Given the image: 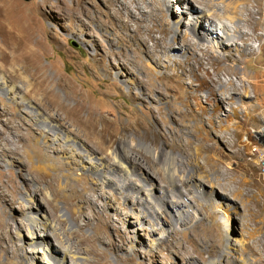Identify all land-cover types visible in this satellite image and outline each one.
Listing matches in <instances>:
<instances>
[{
    "label": "rangeland",
    "instance_id": "374dc122",
    "mask_svg": "<svg viewBox=\"0 0 264 264\" xmlns=\"http://www.w3.org/2000/svg\"><path fill=\"white\" fill-rule=\"evenodd\" d=\"M74 6L77 10L90 9L91 15L101 21H110L105 13L107 7L100 0H0V32H7L4 40L9 42V51L16 46L20 47L18 53L33 55V67H42L47 79V95L41 91L34 96H44L40 110L86 150L98 151L104 163L112 162L111 151L120 150L121 142L128 139L133 145L125 144L123 148L157 177L155 186L158 180L163 185L171 181L182 185L180 190L191 200L200 218L189 216L185 226L174 228L169 237L151 247L158 233L173 224L175 210L168 205L162 207L161 216L152 227L140 216L138 204L132 205L136 194L130 193L126 200L127 191L106 184L82 167L83 158L76 150L80 144L74 147L70 142L54 140L57 135L42 131L14 107L11 113L0 114V264H58L52 257L54 253L46 249H59L60 242L70 250L67 264H211V260L217 261L214 264H264V174L246 140L251 129L264 121V40L252 38L245 56L224 64L245 67L250 82L242 81L238 73L215 72L214 58L208 60L199 51V62H168L170 69L166 70L167 63L156 66L157 62L150 61L144 47L139 46L143 50L138 53L140 63L133 66L126 60L134 55L133 33L127 32L120 41L111 25L107 34L99 23L92 22L82 34L79 14L71 10ZM162 8L166 12L165 26L174 24L180 7L165 0ZM189 17L186 14L184 21L188 22ZM219 24L215 19L217 36ZM250 26L244 29L253 35ZM180 30L182 41L185 25ZM258 32L264 37V31ZM117 33L122 35L120 30ZM112 39L116 42L112 43ZM90 42H98L99 48ZM151 45L149 41L148 46ZM157 49L161 51L160 46ZM161 55L163 61L169 55L163 47ZM143 62L148 69L142 68ZM119 71L123 74L118 75ZM157 71L175 72L176 77L164 79ZM9 74L6 79L11 80ZM23 76H14L15 84H22ZM135 76L149 84L129 89L124 81L138 83ZM175 79L181 81L179 85ZM226 80H232L237 88L238 94L228 86L231 97L249 96L245 100L255 105L247 106L246 102L238 106L231 99L218 103L213 94L215 84ZM52 98L67 108L81 107L77 117L80 121L66 118L57 106L51 105ZM13 105L0 92V112ZM232 106L241 112L240 123L227 127L229 119L222 112ZM91 114L96 132L82 128ZM11 117L13 123L2 130ZM104 119L111 126L110 131L100 133ZM18 122L20 126L14 128ZM28 129L32 138L25 140ZM98 133L107 139L106 144L94 138ZM169 151L178 155L177 164L166 163L164 153ZM194 177L201 179L204 192L228 194L231 208L226 217L213 212L206 203L208 197L192 195L185 179ZM133 179L138 181V177ZM155 192L160 194L159 190ZM24 194L31 195L33 209L39 208L57 227L56 237L50 233L43 246L30 245L34 229L26 217ZM227 219L232 236L241 239V243L233 246L230 254H223L230 239ZM56 256L59 258L60 252Z\"/></svg>",
    "mask_w": 264,
    "mask_h": 264
},
{
    "label": "bare ground",
    "instance_id": "6f19581e",
    "mask_svg": "<svg viewBox=\"0 0 264 264\" xmlns=\"http://www.w3.org/2000/svg\"><path fill=\"white\" fill-rule=\"evenodd\" d=\"M100 1L106 5L107 10L105 13L110 21H107V19L101 21L98 16L93 17V15L90 13L91 10L85 7H80V9L77 10L78 7L76 8V6H74L71 9L75 11V13L79 14L77 16V20L80 23L79 28L81 27L80 30L82 31V34L83 31L89 29L90 23L92 22L99 23L100 27H103L102 30L106 29L105 32L107 34L109 32L107 30L108 25H111L114 30V36H116V38H118L120 41H122V36L131 31L133 33L131 37L136 42V44L135 48H131L134 55L131 57V59L126 58V60L133 66H137L140 63L138 62L140 56H138V53L143 50L146 54H148L150 61L153 59L157 62L156 66H163L162 62L167 63L165 66L166 70L170 69L168 62L171 64H176V62H183L192 59H196V61L199 62L200 60H197L199 57L197 56L199 51L203 54V56H206L208 60L214 58L212 66L214 67L215 72L221 70L228 75L231 73H238L242 81L250 82L248 79V74L246 70H244L245 67H238L235 63L230 64L229 67H224V64L226 61L235 60L238 56H245L247 51L250 50V41L252 38L260 41L264 40V37L259 34V32L257 33L259 30L264 31V0H170V2L174 1L180 7L178 9L176 21L170 26H165L164 21V15H166V12L162 7L165 6V0ZM195 2H197L198 5L194 4ZM76 3L77 2H75V5ZM218 4L221 5V7L216 6ZM252 8H255L256 10L252 11ZM246 11L248 13L247 15H244V12ZM186 14L190 15L188 22L184 21L183 19ZM83 18L88 19L89 22L84 21ZM215 19L220 21L218 27L220 32L218 36L215 29ZM183 25L186 27V33H184V38L182 37L181 41L179 40L181 36L180 28L183 27ZM246 25H251L250 27L253 30V35L252 32L249 33L244 29ZM118 30L121 31L122 35H118ZM187 30H189L190 33H188ZM155 33H158L160 36L156 38L154 36ZM168 34H171V36L168 38V40H166ZM84 35H86L85 32ZM1 38L0 92L6 95V97L14 103V105L10 107H4L0 114L11 113L14 107L19 108L20 112L26 114V116L29 118V121L39 125L40 128H42V131L46 133L52 132L57 135L55 136L56 139L54 140H58L63 143L70 142L71 146L74 147H76L77 144H80V148H77L76 150H78V154H80V156L83 158L81 162L82 167L91 170L106 184L114 185L121 191H127L126 195L124 196L126 200L130 193L136 194V199H134L132 205L138 204L140 207V216L146 219V222H148L152 227H155V221H157V218L161 216L162 207L167 205L172 207L176 212V216L172 217L173 224L167 228H163L161 232L158 233V235L154 238L151 247L155 246L157 242L169 237L174 228L185 226L187 224L186 218L189 216L195 218V220L200 218L199 212L194 207L191 200L189 201V198L186 197L183 190H180L182 185L174 183L173 181H171L168 185H163L158 180V183L155 186L157 177L148 171L141 163H139L137 159L131 156L123 148L125 144L130 146L133 145L132 142H128V139H125L121 142L119 146L120 150L111 151L112 162L104 163L102 158L99 157L100 155L97 154L98 151H92L93 149L86 150L77 139L70 138L64 132L61 125H58L49 114H44L42 110H40V105H42L41 102L44 101V96L41 97V99H36L34 97L38 92L41 91L47 95V92L45 91L47 79L44 75V71H42L43 68L41 67L40 69L39 67H33V55L31 56V54L18 53L20 47L18 48L16 46H12L11 51H9L10 48H8L9 45L7 44L9 42L6 41V43L4 40L5 38L7 39V32H2ZM115 39H112V43L116 42ZM149 41H152L151 46H148ZM200 42L203 43L201 44ZM139 46H143L144 49L140 50ZM159 46L161 47V51L157 49ZM93 47L98 49L99 43H93ZM162 47L166 49L167 53L169 54L167 55V58L164 59V61L161 55ZM33 50H31V53L34 52ZM114 56L116 59L119 58V55L115 53ZM177 56L180 58H177ZM145 63H141V66L143 69H148V66ZM19 70H23V72L19 73ZM157 73L164 79H167L168 77L174 79L176 77L175 72L168 73L157 71ZM7 74H9L11 80L6 79ZM21 74L24 75L22 78V84L20 82V85H17L14 82V76L19 79ZM119 74L122 75L123 72L119 71L118 75ZM38 75H40V79L38 78ZM210 76V78L215 81V78L211 74ZM135 78L137 81L139 80L137 76H135ZM129 81L130 80L124 81V84H126L129 89L137 88L138 84L142 86L143 84H149L148 81L144 80H139L138 83L135 81ZM174 82L179 85L181 81L175 79ZM200 85L202 86L203 83L201 82ZM215 86V90L217 91L213 90V94L216 96V101L218 103L220 102L223 104L224 102L226 103V100L231 99L234 100V102H237L239 106L245 104L247 102L245 99L249 98V96L240 95L238 98L234 99L229 95L228 86H230V88H232V90L237 93V88L232 80L218 81ZM44 93L43 95H45ZM51 105L57 106L58 110L62 111L66 118H71L73 121H80L77 119V117L79 116L81 107L74 106L73 108H67L54 98H52ZM254 105V102H247V106ZM177 109L173 108L174 111ZM222 116H225L226 119H229L226 121V126L229 127L232 126L234 122L240 123L238 118H241V112L238 110V107L232 106L231 109H226L224 113L222 112ZM234 117L235 120H230V118ZM21 121L24 122V120ZM102 121L103 128L100 130V133H102V131L105 133L111 126H109L107 119ZM12 123V117L8 118L6 123L2 125V130H7L6 127L8 128V125ZM19 126L20 123L18 122L14 128ZM82 128L90 132H96L92 114L86 119L85 126H82ZM100 133H98L94 138L98 139L101 143L106 144L107 139H104L105 137L103 138L102 134ZM24 138L25 140L32 138L29 129L24 135ZM10 143L14 142L10 141ZM142 145L144 146V144ZM164 159L166 160V163H172L173 165L179 162L178 155L171 151L164 153ZM85 161L87 164H85ZM133 177H138V181H134ZM185 180H187L185 181V184H188V189H192V195L194 194L201 198L203 196L208 197V202L206 201V203H208V206H211L213 212L218 211V213L223 214L225 217L228 215V210L231 208V201L229 200L227 193L221 191L222 193H220L223 195L222 196L214 190H208L204 192L202 186L203 182L197 177ZM147 184H150V187H148ZM155 190H159L160 194L157 195ZM22 199L27 204L28 211L26 212V217L34 229L33 235L30 237V245L32 247L43 246L45 243L47 244V240L51 235L50 233L56 237L57 227L55 226L54 222L45 216V214L41 213L39 208H36L35 210L33 209L34 207L31 205L33 198L31 195L24 194ZM71 209L73 210V206H71ZM62 216H65V214H62ZM226 224L228 226L227 232L230 236V239L223 254H230L233 246H238L239 243H241V239H237L232 236L233 231L228 219L226 220ZM73 227L74 225H72L70 229H73ZM59 245L61 246L59 249L48 246L49 248L46 250L55 254H52V257L57 261L58 264H67V259L70 258L71 260L70 250L68 249L69 247L67 248L64 246L62 242H60ZM58 252H60L61 255L59 258L56 256ZM215 262L217 261H210L211 264H214Z\"/></svg>",
    "mask_w": 264,
    "mask_h": 264
},
{
    "label": "built area",
    "instance_id": "2783aa9c",
    "mask_svg": "<svg viewBox=\"0 0 264 264\" xmlns=\"http://www.w3.org/2000/svg\"><path fill=\"white\" fill-rule=\"evenodd\" d=\"M251 132V136H246V140L251 145L253 155L258 160L264 174V121L263 124L252 128Z\"/></svg>",
    "mask_w": 264,
    "mask_h": 264
},
{
    "label": "water",
    "instance_id": "95a60500",
    "mask_svg": "<svg viewBox=\"0 0 264 264\" xmlns=\"http://www.w3.org/2000/svg\"><path fill=\"white\" fill-rule=\"evenodd\" d=\"M25 1H29V0H25Z\"/></svg>",
    "mask_w": 264,
    "mask_h": 264
}]
</instances>
